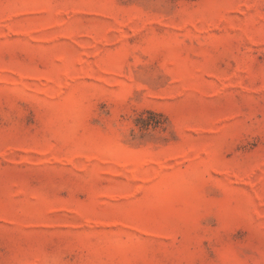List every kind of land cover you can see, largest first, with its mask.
I'll list each match as a JSON object with an SVG mask.
<instances>
[{
    "label": "rangeland",
    "instance_id": "rangeland-1",
    "mask_svg": "<svg viewBox=\"0 0 264 264\" xmlns=\"http://www.w3.org/2000/svg\"><path fill=\"white\" fill-rule=\"evenodd\" d=\"M0 264H264V0H0Z\"/></svg>",
    "mask_w": 264,
    "mask_h": 264
},
{
    "label": "clouds",
    "instance_id": "clouds-1",
    "mask_svg": "<svg viewBox=\"0 0 264 264\" xmlns=\"http://www.w3.org/2000/svg\"><path fill=\"white\" fill-rule=\"evenodd\" d=\"M193 179H195V178H193Z\"/></svg>",
    "mask_w": 264,
    "mask_h": 264
}]
</instances>
